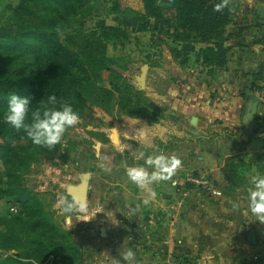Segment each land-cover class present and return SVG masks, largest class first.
Wrapping results in <instances>:
<instances>
[{"label":"crops","instance_id":"crops-1","mask_svg":"<svg viewBox=\"0 0 264 264\" xmlns=\"http://www.w3.org/2000/svg\"><path fill=\"white\" fill-rule=\"evenodd\" d=\"M238 2L239 10L226 28V45L230 48L227 66L224 69L205 68L196 56L191 54L187 64L181 67L170 56L169 40L160 42L163 48L153 46L156 42L150 41V52L146 55L163 54L167 60L164 71L163 65L159 63L152 68V72L156 71L153 82L149 80L148 74L151 72L148 69L144 89L152 103L164 109L162 118L158 123L143 118L116 119L109 130H102L103 141L94 147L95 150L106 149L110 167L114 165L116 153L118 159L133 154V159L137 160L134 164L144 168L149 175L156 169L146 163L148 157L164 155L170 159H178L180 164L165 181L169 184L178 183L180 186L176 188V192L179 194H175L173 189L170 191L169 184L165 189L172 199L182 195V206L170 204L165 210L156 206L159 194L155 184L157 185L158 181L143 187L137 186L132 191L127 190L124 182L125 186L114 190L116 178L112 177V174L108 173L102 177L90 176L85 192L72 191L70 196L71 199L82 202L85 207L90 200L92 204L89 210L85 208L86 215L79 213L82 216L79 220H83V217L87 219L83 220L86 221L84 242L77 240L81 230L75 227V218L71 222V231L77 236L76 243L84 248L81 250V263L142 262L143 260L139 259L141 251L135 247L143 241H147L150 247L164 245L169 258L175 255L190 257L193 254L192 248L199 247L203 239L192 238L194 242H190V246L186 245L185 242L191 236H185V226L191 223L190 215L194 209L205 211L209 207L200 208L187 204V178L192 174L207 177L214 182L215 187L226 191L227 185L220 172L226 158L233 157L255 168L253 159L264 153V0ZM154 37H150L151 40ZM201 47L202 45H195V50ZM160 80H164L167 87H162ZM106 121L113 122L108 117ZM105 183L109 184L107 188ZM108 198L115 200L110 206ZM128 199L131 202L126 203ZM207 199H211L208 202L212 203L214 200H220V197L214 193ZM223 203V207L210 205L208 212H216L219 216L224 214V219L231 212H235L230 204ZM245 210L246 213L247 209ZM163 214L166 216L164 226L158 227V216ZM227 220L231 227L226 225V230H235L236 221L229 217L225 219ZM215 223L219 224L217 217ZM147 230L148 234L144 232ZM159 231L165 234L164 243L157 240ZM262 239L263 257L260 256V261L264 264V236ZM229 244L237 246L235 241ZM177 246L180 250H175ZM129 248L134 252L135 259L124 261L122 254ZM153 256L157 258V255ZM153 262L156 264L157 260Z\"/></svg>","mask_w":264,"mask_h":264},{"label":"trees","instance_id":"trees-1","mask_svg":"<svg viewBox=\"0 0 264 264\" xmlns=\"http://www.w3.org/2000/svg\"><path fill=\"white\" fill-rule=\"evenodd\" d=\"M90 2L19 0L5 24L0 20V109L3 113L12 94L29 98L32 108L47 104L48 97L55 95V107L67 102L79 116L94 109L115 119L143 118L158 123L164 109L154 105L144 89L137 86L136 75L128 72V62L107 55L109 44L122 46L132 34L156 36L162 39L160 42L169 40L170 56L181 67L187 64L191 54L205 68L224 69L228 64L230 48L226 45V28L239 10L238 0H228L221 11H216L215 5L222 0H141V11L121 9L120 0H104L109 5L107 15H111L115 24L109 25L105 18L97 17L93 28L87 29L85 16L92 9ZM166 4L173 9L171 18L164 13ZM195 45L202 47L195 50ZM143 62L149 69L156 65L149 55ZM160 84L167 87L164 80ZM8 130V126L0 123L1 138ZM4 150L11 151L5 156L7 162L24 160L8 145L0 146V151ZM242 168L249 170L251 166L233 157L225 159L220 172L227 190L233 191L242 185ZM257 172L264 174V165ZM13 194L23 209L21 215L35 220L34 230L42 229L51 238L70 240L69 233L61 232L49 221L36 194L24 188ZM74 245L71 241L62 248L74 251ZM0 264L31 263L8 257Z\"/></svg>","mask_w":264,"mask_h":264},{"label":"rangeland","instance_id":"rangeland-1","mask_svg":"<svg viewBox=\"0 0 264 264\" xmlns=\"http://www.w3.org/2000/svg\"><path fill=\"white\" fill-rule=\"evenodd\" d=\"M18 1L0 0L1 23L5 24ZM90 3L92 4V9L88 10L85 16V27L87 29L93 28L97 17L105 18L109 25L115 24L111 21V15H107L109 5L104 0H91ZM120 5L121 9H130L132 11H139L142 8L141 0H120ZM164 13L168 18H171L174 14L171 6L167 4L164 7ZM131 15L132 13L128 14V16ZM161 40L156 37L151 40L148 34H132L129 41L122 46L109 44L107 46V55L113 58H122L124 62L129 63L127 65L128 72L134 74L133 76H139L140 69L144 65V57L147 52H150L148 48L151 44L150 41L156 42L153 46L163 48V44L160 43ZM149 56L150 60L155 62V64H162L163 71L165 70V62L167 61L165 55L153 53V55L149 54ZM152 57L155 58L152 59ZM152 68H148L151 74H147L149 75V80L153 82L156 71L154 70L153 73ZM0 113H3L1 109ZM2 117L0 116V123L8 126L9 130L2 138L0 136V146L5 147V145H8L15 155L23 157L24 160L21 162L16 159L14 162H7L8 159L5 156L6 154H11V151H0V261L12 257L17 261L31 264H83L81 263V250L84 248L78 245L76 241H85L86 221L83 220L87 219L83 217V220H79L82 218L79 214L72 216L70 219L66 218L58 207V201L61 196L71 200L72 191L85 192L86 187L88 188L87 180H90V176L102 177L108 173L112 174V177L116 178V180L120 179L119 181L115 180L114 190H120L122 185L125 186V183L126 187H128L127 190L132 191V189L137 188V185L127 176L128 169L139 168L137 164H134L137 160L133 159V154L130 153L126 158L118 159L119 157L116 153L114 165L110 167L108 166L109 162L105 153L106 149L95 150L94 148L96 144H100L103 141L102 130H109L116 119L107 116L100 110L93 109L84 112L80 116L78 123L66 130L60 144L55 146L54 149H47L34 145L23 129L16 130L5 123ZM107 117L112 119L113 122L106 121ZM27 122H31L30 118ZM110 155L112 154L110 153ZM253 163L255 168H250L249 170H246V168L241 169L244 180L242 185L233 191H221V188L215 187L214 182H211V179L207 177L192 174L189 179L187 178L185 182L187 185V189H185L189 191L188 199L186 200L187 204L189 206L193 204L200 208L209 207L205 211L194 209L195 211L190 215L191 223L185 226L187 228V232H184L185 236L187 234V237L191 236L185 242L186 245L190 246V242H194L192 238L203 239L201 247H191L193 254L190 257L183 258L181 255L178 257L175 255L169 258L164 245L157 248L150 247L147 241H143L141 245L137 243L141 247L136 246L135 249L141 251L142 255L139 259L145 262L132 264H155L153 262L155 259L157 260L156 264H243L244 262L251 264L261 260L260 256L263 257L261 249L263 246L264 222L256 221V217L248 210L246 192L251 188L249 183L250 176L260 174L257 169L259 166L264 165V153L256 156L253 159ZM168 184L165 180H160L157 185L155 184L159 194L156 206L161 208V210H165L164 208L166 206L169 207L170 204L180 207L182 206V201H184L182 195H179L180 197L177 199H172L166 193L165 187ZM183 184L181 185L183 186ZM105 185L107 188L109 184L105 183ZM169 185L171 186L170 191L173 189V192L177 194L176 188L180 185L176 182H170ZM20 188L36 194L41 204V209L49 221L61 232L69 233L71 236L70 240H61L58 237L51 238L44 235L42 229L34 230L35 220L21 215L23 209L15 202L13 192L18 191ZM187 191L184 192L186 193ZM192 193L195 195L192 196ZM214 193L220 197V200L217 202L214 200L212 203L208 202L211 199L207 198ZM114 201L110 198L107 199L109 206ZM90 202L85 207L88 210L92 207ZM129 202L131 200H126V203ZM223 202L230 204L233 210L235 209V212H231L228 215L229 218L236 221L235 230H226V225L230 226V224L228 220L225 221L228 217L222 218L224 214L219 216L216 212H208L211 209L210 205L216 204L217 207H223ZM242 206L243 208H241ZM245 209H247L246 213ZM205 212H207L206 215L204 214ZM83 213L85 214V211ZM163 213L166 215L165 211ZM164 214L158 216V227L164 226L166 218ZM216 217L219 219V224L215 223ZM74 218L76 221L75 227L81 230V235L78 239L71 231V222ZM223 229L225 230L221 231ZM144 232L148 234L149 230ZM157 235V240L164 243V232L159 231ZM71 241L75 244L76 250L65 251L62 245L67 242L71 243ZM234 241L237 246H230L229 243ZM196 242L198 243V241ZM175 250H180V247L178 248L177 246ZM153 255H157V258ZM121 264L130 263L123 262Z\"/></svg>","mask_w":264,"mask_h":264},{"label":"clouds","instance_id":"clouds-1","mask_svg":"<svg viewBox=\"0 0 264 264\" xmlns=\"http://www.w3.org/2000/svg\"><path fill=\"white\" fill-rule=\"evenodd\" d=\"M227 3L228 0H222L221 3L215 5V10L221 11L227 6ZM56 104L57 97L50 95L47 104L32 108L33 104L29 98L12 94L2 119L16 130L23 129L34 145L54 149L60 144L66 130L75 126L80 119L79 114L74 111L71 104L62 102L59 107H55ZM29 118L30 123L27 122ZM146 163L156 169L151 175L144 168L133 167L127 171L128 178L139 187L151 182L167 180L180 164V161L158 155L148 157ZM249 183L251 188L246 196L248 210L256 217V221L264 222V174L251 175ZM58 207L61 213L69 219L85 211V205L82 202L70 200L64 196L60 197ZM122 259L124 261L135 259V254L131 248L122 254Z\"/></svg>","mask_w":264,"mask_h":264},{"label":"water","instance_id":"water-1","mask_svg":"<svg viewBox=\"0 0 264 264\" xmlns=\"http://www.w3.org/2000/svg\"><path fill=\"white\" fill-rule=\"evenodd\" d=\"M148 73V65L144 64L141 69H140V74L139 76H136L135 80L137 82V86L140 89H144L145 88V81H146V76Z\"/></svg>","mask_w":264,"mask_h":264},{"label":"built area","instance_id":"built-area-1","mask_svg":"<svg viewBox=\"0 0 264 264\" xmlns=\"http://www.w3.org/2000/svg\"><path fill=\"white\" fill-rule=\"evenodd\" d=\"M262 103H264V97L262 98Z\"/></svg>","mask_w":264,"mask_h":264}]
</instances>
